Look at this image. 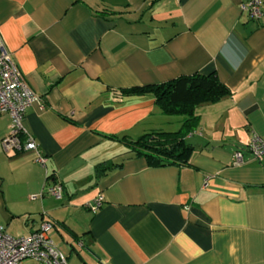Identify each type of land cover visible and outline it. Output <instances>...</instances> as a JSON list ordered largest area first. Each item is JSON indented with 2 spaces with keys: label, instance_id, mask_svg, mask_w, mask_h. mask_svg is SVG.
I'll use <instances>...</instances> for the list:
<instances>
[{
  "label": "crops",
  "instance_id": "obj_1",
  "mask_svg": "<svg viewBox=\"0 0 264 264\" xmlns=\"http://www.w3.org/2000/svg\"><path fill=\"white\" fill-rule=\"evenodd\" d=\"M247 1L0 0V37L43 104L22 121L36 150L6 152L0 114L5 231L51 222L68 264H264V158L247 150L264 137V0L258 19ZM194 72L231 93L200 114L189 164L149 166L116 137L176 131L181 118L122 90ZM54 181L60 199H32Z\"/></svg>",
  "mask_w": 264,
  "mask_h": 264
},
{
  "label": "built area",
  "instance_id": "obj_2",
  "mask_svg": "<svg viewBox=\"0 0 264 264\" xmlns=\"http://www.w3.org/2000/svg\"><path fill=\"white\" fill-rule=\"evenodd\" d=\"M263 0H248L241 4V10H246L253 19L261 17ZM43 106L41 98L27 84L20 70L16 66L12 55L5 49L0 37V114H8L10 123L8 134L1 140L2 146L8 151L36 150L37 144L33 136L23 126L25 110L33 103ZM247 149L255 160L264 158V137L257 134L251 136ZM233 164L241 165L246 161L243 152L233 153ZM40 162L45 158L38 157ZM206 176L203 187L207 186ZM50 195L56 199L62 197L60 182L44 183L39 194L32 195V199ZM104 197L98 195L87 204L90 211L99 209ZM52 223L44 221L39 229L27 236L13 237L9 235L3 225H0V264H21L24 260H34L37 264H68L67 257L59 250L49 235Z\"/></svg>",
  "mask_w": 264,
  "mask_h": 264
},
{
  "label": "trees",
  "instance_id": "obj_3",
  "mask_svg": "<svg viewBox=\"0 0 264 264\" xmlns=\"http://www.w3.org/2000/svg\"><path fill=\"white\" fill-rule=\"evenodd\" d=\"M122 93L150 94L161 113L181 118L180 127L176 131L153 130L134 140L127 136L116 137L131 147L135 157L145 158L149 166H162L189 164L193 146L187 137L200 125L198 109L229 96L231 90L220 81L216 72H194L161 83L133 86L122 90Z\"/></svg>",
  "mask_w": 264,
  "mask_h": 264
},
{
  "label": "rangeland",
  "instance_id": "obj_4",
  "mask_svg": "<svg viewBox=\"0 0 264 264\" xmlns=\"http://www.w3.org/2000/svg\"><path fill=\"white\" fill-rule=\"evenodd\" d=\"M208 106H211V104H205V105H203V106H201L199 109H198V111H199V113L200 114H202V113H204L205 112V114L207 113V111H208ZM203 117H204V115H203ZM205 118H206V116H205ZM201 122V121H200ZM51 234L53 233H55L54 231H51L50 232ZM49 233V234H50ZM58 243V245H59V248H61L63 251H64V246H65V243L64 242H61V241H57ZM28 262H31V263H35V264H37V262L36 261H34V260H27Z\"/></svg>",
  "mask_w": 264,
  "mask_h": 264
}]
</instances>
